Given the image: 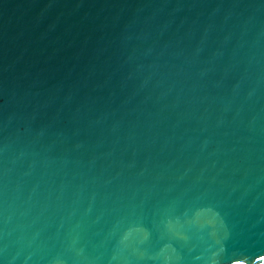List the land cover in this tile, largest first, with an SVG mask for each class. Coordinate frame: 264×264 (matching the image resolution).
<instances>
[{
	"label": "water",
	"instance_id": "1",
	"mask_svg": "<svg viewBox=\"0 0 264 264\" xmlns=\"http://www.w3.org/2000/svg\"><path fill=\"white\" fill-rule=\"evenodd\" d=\"M0 264H264V0H0Z\"/></svg>",
	"mask_w": 264,
	"mask_h": 264
}]
</instances>
